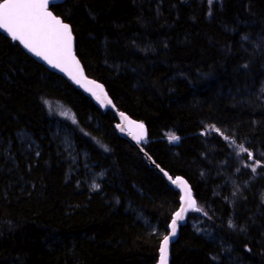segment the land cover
Here are the masks:
<instances>
[{
  "label": "trees",
  "instance_id": "16d2710c",
  "mask_svg": "<svg viewBox=\"0 0 264 264\" xmlns=\"http://www.w3.org/2000/svg\"><path fill=\"white\" fill-rule=\"evenodd\" d=\"M49 10L71 26L86 76L145 126L144 153L190 186L196 205L169 264H264V167L253 173L238 155L242 144L264 164V0H64ZM115 122L0 32V264L156 263L179 193ZM82 161L103 173L97 190Z\"/></svg>",
  "mask_w": 264,
  "mask_h": 264
},
{
  "label": "snow or ice",
  "instance_id": "6c2138e0",
  "mask_svg": "<svg viewBox=\"0 0 264 264\" xmlns=\"http://www.w3.org/2000/svg\"><path fill=\"white\" fill-rule=\"evenodd\" d=\"M215 2L216 0H208L209 5ZM54 4L55 0H2L0 2V30L6 32L13 41H19L25 49L46 61L53 68L66 72L75 83L85 87L86 91L91 92L102 105L105 102L111 104L112 101L104 93L103 86L95 81L88 80L84 76L80 62L73 53L72 28L49 10L50 5ZM247 39V36L242 37V40ZM62 114L65 116L69 115L67 112ZM120 115L124 120L128 119L123 113H120ZM72 119L75 122V118L73 117ZM128 123L135 124V127L139 130L134 137L139 142V140L144 138V125L142 123L136 124L134 121H128ZM211 130L219 132V129H216L214 126H211ZM178 139L179 137L175 135L169 136L170 142ZM224 139L228 140L229 138L225 136ZM238 147V155L246 153L247 160L253 162L246 165L247 167H251L253 173H256L259 167H264V164L256 159L252 151H248L242 144ZM172 183L180 187L183 195L180 197V209L174 213L169 225L171 231L163 237L160 243L159 264H168V247L170 238L176 235L177 222L183 221L185 213L196 205V201L192 198L191 190L185 181L178 177L172 180ZM93 187L98 186L94 185ZM195 210L200 211L199 208ZM229 227H235V225L230 223Z\"/></svg>",
  "mask_w": 264,
  "mask_h": 264
},
{
  "label": "water",
  "instance_id": "95a60500",
  "mask_svg": "<svg viewBox=\"0 0 264 264\" xmlns=\"http://www.w3.org/2000/svg\"><path fill=\"white\" fill-rule=\"evenodd\" d=\"M64 0H55V4H60L62 3ZM54 4V5H55ZM51 6V5H50ZM0 32H2L3 34H5L7 37L11 38L10 36H8V34L6 32H4L3 30H0ZM18 44L20 45V47L29 55L31 56L34 60H36L37 62L41 63L46 69H48L49 71L57 74L58 76H60L63 80H65L70 86H72L74 89L78 90L79 92H81L86 98H88L91 103L93 104V106L95 108H97L99 111L101 112H111L115 118H116V122L114 124V129H115V132L116 134L120 137V138H123L124 140H126L130 145L134 146L138 152L144 157L145 161L148 163V165L150 167H153L154 170L163 178V180L165 181L166 185L168 187H170L171 189L173 190H176L178 191L179 193V199H178V209L175 211L177 212L179 209H180V206H181V200H180V197L183 195V192L181 191L180 187H178V185L176 184H173L172 183V180H175L176 178H180L182 179L183 181H185L182 177L180 176H175V177H172L170 175H165L166 172H164L163 170H161L158 166H156L153 161L144 153V151L142 150V147H141V144L147 140V131H146V128L144 126V138L139 140V142L137 141V139H135L134 137L136 136V134L139 132V130L135 127V124H129L128 121H134L132 119H130L126 114H124V116H126L128 119L127 120H124L120 113V111L117 110V108L113 105V103L111 104H108L107 102H105L103 105L101 104L100 101H98L96 99L95 96L92 95L91 92L89 91H86L85 90V87H82L81 85L75 83L74 80H72L70 78V76L66 73V72H62L60 71L58 68H53L51 65H49L46 61H44L43 59L35 56L34 54H32L31 52H29L27 49H25L23 47V45H21L19 43V41H17ZM73 53L75 55V52H74V40H73ZM76 56V55H75ZM76 59L78 60V58L76 57ZM79 61V60H78ZM80 66L81 68L83 69L81 63H80ZM84 72V70H83ZM84 76L88 79V80H92V81H95L96 83L100 84L99 82H97L96 80L92 79V78H89L86 76L85 72H84ZM102 85V84H100ZM104 89V87H103ZM104 93H106L105 89H104ZM107 95V93H106ZM108 97V95H107ZM108 99H110L108 97ZM136 124H140L139 122L137 121H134ZM119 125V127H118ZM123 129V130H121ZM169 177H171V179H169ZM186 182V181H185ZM186 184L188 185V183L186 182ZM188 188L190 189V186L188 185ZM191 190V189H190ZM192 193V192H191ZM193 198V196H192ZM194 199V198H193ZM192 210L189 209L186 213H185V219L183 221H178L177 222V232H176V235L175 237H172L170 238V243H169V247H168V264H169V261H170V248H171V245L176 241L177 237H178V232H179V229L181 227H183L185 224H186V219H187V216H188V213L189 211ZM174 212V213H175ZM173 213V215H174ZM173 215L171 217V220L167 226V233L165 235H168L171 231V229L169 228V225L171 224V221H172V218H173ZM164 235V236H165ZM163 236V237H164ZM163 237L162 239L160 240L159 242V247H160V243L162 242L163 240ZM160 262V251H159V248H158V257H157V260H156V263L155 264H159Z\"/></svg>",
  "mask_w": 264,
  "mask_h": 264
},
{
  "label": "rangeland",
  "instance_id": "374dc122",
  "mask_svg": "<svg viewBox=\"0 0 264 264\" xmlns=\"http://www.w3.org/2000/svg\"><path fill=\"white\" fill-rule=\"evenodd\" d=\"M67 111H58L57 115L59 118L62 119H67L69 121L72 120V115L69 113L68 116L63 115L62 113H65ZM55 135L59 138L60 140V145L62 146L63 150L66 152V157L68 159H77V155L74 149V146L71 142V137H70V133H69V129H67L63 124L56 122L55 123ZM20 140L26 144L27 147H31L33 146L35 143L34 141L29 137V135H27L26 133H21L20 134ZM83 165V169L84 172L87 174L86 175V179L89 180V187L92 190H97L98 187H93L94 185L98 186V182L103 178V173L99 172V173H95L92 170H89L87 165L85 164L84 161H82ZM137 219H139L150 231L152 232H156V228L154 225L150 224L149 221L147 219H145L140 213L136 214Z\"/></svg>",
  "mask_w": 264,
  "mask_h": 264
}]
</instances>
